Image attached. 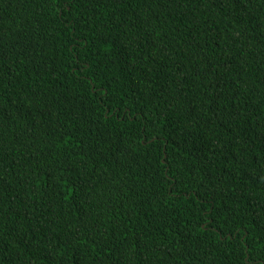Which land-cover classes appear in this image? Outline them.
Returning a JSON list of instances; mask_svg holds the SVG:
<instances>
[{
    "label": "trees",
    "instance_id": "trees-1",
    "mask_svg": "<svg viewBox=\"0 0 264 264\" xmlns=\"http://www.w3.org/2000/svg\"><path fill=\"white\" fill-rule=\"evenodd\" d=\"M0 264H264V0H0Z\"/></svg>",
    "mask_w": 264,
    "mask_h": 264
}]
</instances>
